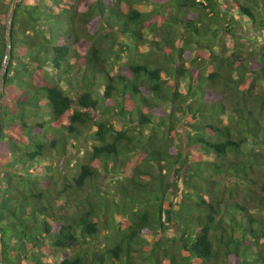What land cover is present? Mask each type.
I'll list each match as a JSON object with an SVG mask.
<instances>
[{
    "label": "trees",
    "instance_id": "16d2710c",
    "mask_svg": "<svg viewBox=\"0 0 264 264\" xmlns=\"http://www.w3.org/2000/svg\"><path fill=\"white\" fill-rule=\"evenodd\" d=\"M10 36L2 264H264V0H20Z\"/></svg>",
    "mask_w": 264,
    "mask_h": 264
},
{
    "label": "rangeland",
    "instance_id": "374dc122",
    "mask_svg": "<svg viewBox=\"0 0 264 264\" xmlns=\"http://www.w3.org/2000/svg\"><path fill=\"white\" fill-rule=\"evenodd\" d=\"M223 3L224 0H221ZM220 12L222 13L223 7H220ZM206 10V9H205ZM204 10V11H205ZM221 16V14H220ZM230 19H233L232 23V32L227 33L225 29H221V34L218 36L220 39H222V42L226 47H233L235 43V35L240 36L241 39L247 40L248 38H251L253 36H259L260 32L256 31V29L252 26L251 22L243 18L236 10H233L229 12L228 15H226L224 18H222L219 22L221 28H227V23L230 21ZM240 39V40H241ZM122 60H119V63ZM85 150L84 145H81L79 149L76 148H70V157L72 159L71 164L76 163L77 160L83 155V152ZM110 179V178H109ZM108 180V179H107ZM105 180V182L107 181ZM104 182V181H103Z\"/></svg>",
    "mask_w": 264,
    "mask_h": 264
},
{
    "label": "water",
    "instance_id": "95a60500",
    "mask_svg": "<svg viewBox=\"0 0 264 264\" xmlns=\"http://www.w3.org/2000/svg\"><path fill=\"white\" fill-rule=\"evenodd\" d=\"M20 0H12L11 5L9 8V13L7 16V25H6V53L4 57V61L2 64V68L0 69V93L2 90L3 86V80H4V75L6 73V68H7V59L9 58L11 54V26H12V20H13V15L15 11L16 4ZM0 264H2V255H1V240H0Z\"/></svg>",
    "mask_w": 264,
    "mask_h": 264
}]
</instances>
